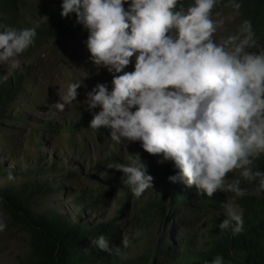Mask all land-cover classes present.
I'll return each mask as SVG.
<instances>
[{
  "label": "clouds",
  "instance_id": "obj_1",
  "mask_svg": "<svg viewBox=\"0 0 264 264\" xmlns=\"http://www.w3.org/2000/svg\"><path fill=\"white\" fill-rule=\"evenodd\" d=\"M220 2L192 0L185 8L181 0H61L60 14H75L88 32L90 59L113 77L111 88L98 82L81 102L93 116L89 127H108L116 143L139 141L160 157L158 163L172 162L178 172L170 182L195 185L209 197L231 192L235 199L245 195L241 180L228 176L235 170L264 194V171L255 165L264 154V45L257 43L250 19L215 40L219 22L212 10ZM229 3L240 15L239 0ZM36 36L35 28L0 24V64L18 68L19 55ZM134 54V70L124 71ZM80 85L69 84L56 108L76 101ZM110 167L122 173L136 198L154 188L139 154ZM14 179L9 172L7 180ZM224 207L230 219L219 227L243 232L242 212L232 202ZM6 227L0 218V233ZM121 243L127 248L130 240L124 236ZM91 244L121 255L104 235ZM207 264H224V258L217 255Z\"/></svg>",
  "mask_w": 264,
  "mask_h": 264
},
{
  "label": "trees",
  "instance_id": "obj_2",
  "mask_svg": "<svg viewBox=\"0 0 264 264\" xmlns=\"http://www.w3.org/2000/svg\"><path fill=\"white\" fill-rule=\"evenodd\" d=\"M181 2L187 8L192 0ZM239 2L240 15H235L229 0H221L212 14L231 11L239 24L250 19L255 34L264 37V0ZM60 5L61 0H0V24L35 28L37 32L35 43L18 58L31 57L44 44L73 34L86 41L88 32L76 23L74 13L62 17ZM37 80L33 63H21L16 69L0 64V126L17 123L30 127L29 147L24 150L12 147L15 136L0 135V209L14 227L28 234V250L17 254V264H207L217 255L223 256L224 264H264V195L248 193L230 201L226 192L217 191L209 197L195 185L170 182L168 177L178 172L172 162L158 163L160 157L149 154L139 141L116 143L108 127L90 128L93 116L86 109L77 108L70 110L68 117L39 122L37 116L45 104L38 102L42 94L37 90ZM19 105L24 109L20 110ZM43 111L51 112L49 108ZM136 154L154 177V188L139 198L122 182V173L110 167L127 164ZM71 160L80 167H70ZM255 165L264 171V154L255 159ZM9 172L15 177L13 181L7 180ZM110 173L116 174L114 184L103 185ZM81 174L97 184L72 189L62 182ZM240 180L242 188H255L254 182ZM156 189H160L158 194ZM67 190L71 191L70 199H47L51 193H68ZM117 194H123L125 199L111 218L95 213L93 209ZM66 200L70 201L65 203ZM129 202L134 207L132 229L146 234L147 249L131 255L130 246L120 245L121 255H117L94 247L91 241L100 235L113 247L123 237L119 230ZM229 202L243 214L244 230L236 235L231 226L219 227L227 219L221 210H226L224 205ZM181 210L187 212L186 222L189 214L197 217L194 222L188 220L185 229L176 217ZM199 220L201 225L195 222ZM156 229L159 241L153 231Z\"/></svg>",
  "mask_w": 264,
  "mask_h": 264
},
{
  "label": "rangeland",
  "instance_id": "obj_3",
  "mask_svg": "<svg viewBox=\"0 0 264 264\" xmlns=\"http://www.w3.org/2000/svg\"><path fill=\"white\" fill-rule=\"evenodd\" d=\"M36 16H40V14L37 13ZM212 19L219 22L217 32L214 34V39L217 41L225 38L229 34L235 33L239 25L238 18L231 11L212 14ZM255 38L258 44L264 45V37L256 35ZM90 56L91 54L81 36L79 34H73L68 37L59 39L56 42L53 41L44 44L31 57L19 58L21 63H33L35 65L36 74L38 76L37 90L41 91L40 94H42V98L38 100V102L40 101L45 104V107H42L40 109V113L37 116V120L39 122L42 123L43 121L51 120L53 117H68L70 116V110H75L77 108L86 109L81 102L86 99V92L90 91L91 88L98 82H107L109 88H111V81L113 78L112 74H110L105 68L95 65L94 62L90 59ZM134 64L135 54L131 58V63L124 69V71H133ZM74 82H81L80 87L77 89L78 95L76 97V101H73L71 104H67L63 111L57 109L56 103L60 101V96H62L66 92L68 85ZM19 106L21 110L23 107L21 105ZM43 108H49L51 112L43 111ZM98 110L99 109H96V111ZM37 125L38 124H33V126ZM29 129V125H27V127H21L17 123H6L0 126V135L5 134L9 136H15L16 141H14L12 147L16 150H24L25 148L29 147ZM30 150L33 151L34 148L32 147ZM142 151L143 150L141 149L137 150V152ZM72 160L69 162V166L75 169L79 165L77 164V161ZM93 160H96V157H94ZM93 172L97 173L96 170H93ZM100 172L103 171L101 170ZM115 176V173H110V177L105 179L102 184L106 186L114 184L113 182L114 178H116ZM228 176L244 180L242 177H240V170H235L234 172L229 173ZM84 177H86V175L81 174V176H77L72 179H65L62 182L67 185V187L72 189L87 185L93 187L97 184L93 180L85 179ZM243 189L245 190V194H256L255 188L247 187ZM67 192L68 193L63 192L60 194H55V192L51 193L47 197V199L51 198L53 201L56 200V198H60L62 200L70 199L71 191L67 190ZM159 192L160 189L155 190V193L158 194ZM226 193L228 194L230 201H232L234 194L231 192ZM258 195L263 196L264 194ZM124 199L125 196L123 194H117L115 197H112L110 201L102 203L98 209L93 210L95 211V213L97 211H99V213H104L105 218H111L116 209L120 207L119 203H122V200ZM69 201L70 200H66L65 203H68ZM68 207L70 208V206ZM233 208H235L234 211H237L236 208H238V206L234 204ZM185 214H187V212L181 210L176 215V217L178 218V224H181L184 229L188 227L189 221L193 220L192 222H194L195 218H197L196 214H189L187 217L189 218V221L187 220L186 222L184 221L186 219ZM221 214H224L227 218H230L228 217L226 210H221ZM133 215L134 207L132 202H129L128 206L123 211L122 219L124 220V224L121 226L119 232L123 235V237L127 236L129 238V246L131 248L130 254L138 255L145 249H147L149 239L144 232L140 233L139 231H135L132 229ZM0 218H2L7 224L5 231L0 233V264H17V254L24 253L28 250V234L24 229L14 227L10 223L9 217L3 209H0ZM195 222L201 225L202 221L199 220ZM130 230L133 231L129 233ZM153 231L156 240L159 241V230L156 229ZM136 233H139V235H136ZM123 237H120L117 240L118 243L115 244L116 247L122 245L121 241Z\"/></svg>",
  "mask_w": 264,
  "mask_h": 264
}]
</instances>
